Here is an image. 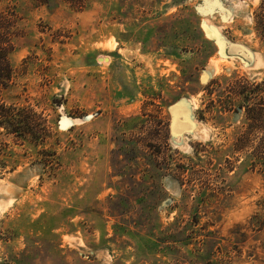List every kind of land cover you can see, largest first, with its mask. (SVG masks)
Returning <instances> with one entry per match:
<instances>
[{
	"label": "rangeland",
	"instance_id": "374dc122",
	"mask_svg": "<svg viewBox=\"0 0 264 264\" xmlns=\"http://www.w3.org/2000/svg\"><path fill=\"white\" fill-rule=\"evenodd\" d=\"M2 1L0 264H264L262 0Z\"/></svg>",
	"mask_w": 264,
	"mask_h": 264
},
{
	"label": "trees",
	"instance_id": "16d2710c",
	"mask_svg": "<svg viewBox=\"0 0 264 264\" xmlns=\"http://www.w3.org/2000/svg\"><path fill=\"white\" fill-rule=\"evenodd\" d=\"M3 2L0 0V3ZM3 18L0 16V71L5 70L9 68V62H7L8 57V47L5 46V43L7 42L5 38L1 36V32L3 30ZM255 27L258 32V35L260 38L264 41V0L261 1V5L257 9L256 17H255ZM214 83L212 82V85ZM0 83L1 87H4V85ZM243 86V85H242ZM239 87V86H238ZM263 86L260 84H257L253 90L249 91L251 92V95H256L257 97L260 96L261 93H264V90L262 88ZM240 88V87H239ZM247 87H243L241 91H239V95L243 94L245 95V100H249L251 98L250 93L246 94ZM259 95V96H258ZM260 104L254 105L253 107L251 105H245L244 101L240 103L237 108L236 112H240L244 110L246 112V118L248 121L252 122L251 129H258V131L264 132V97L260 98ZM263 106V107H262ZM234 108V106H233ZM22 117L15 115V107L10 108L7 107L4 104H0V127L5 129L8 134L15 136V134L24 135L27 134V129L30 128L28 125L23 124ZM17 120V122H15ZM254 131V130H253ZM249 134L252 135V132L247 133L246 136L249 137ZM245 136V135H244ZM246 137V138H247ZM245 142L241 141V145H244ZM253 162V165L255 168L259 166L261 163L264 165V136L262 138V145L257 147L254 150V153H252L249 158Z\"/></svg>",
	"mask_w": 264,
	"mask_h": 264
},
{
	"label": "bare ground",
	"instance_id": "6f19581e",
	"mask_svg": "<svg viewBox=\"0 0 264 264\" xmlns=\"http://www.w3.org/2000/svg\"><path fill=\"white\" fill-rule=\"evenodd\" d=\"M100 61H102V58H100Z\"/></svg>",
	"mask_w": 264,
	"mask_h": 264
}]
</instances>
